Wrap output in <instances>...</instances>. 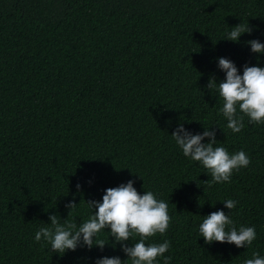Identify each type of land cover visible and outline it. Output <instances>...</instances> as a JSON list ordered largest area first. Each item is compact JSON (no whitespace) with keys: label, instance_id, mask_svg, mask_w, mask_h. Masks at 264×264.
I'll return each mask as SVG.
<instances>
[{"label":"trees","instance_id":"obj_1","mask_svg":"<svg viewBox=\"0 0 264 264\" xmlns=\"http://www.w3.org/2000/svg\"><path fill=\"white\" fill-rule=\"evenodd\" d=\"M240 23L251 34L226 40ZM253 39L264 43V0H0V264H131L107 229L103 249L63 254L35 240L50 215L79 226L94 211L87 201L129 180L168 203L169 228L145 243L170 241L169 264L264 257V123L245 115L233 133L207 88L225 78L217 58L240 74L264 67V53L246 44ZM181 123L193 134L212 127L216 146L243 150L249 166L208 187L209 171L171 136ZM218 210L237 228L255 227L251 245L205 243L199 226Z\"/></svg>","mask_w":264,"mask_h":264},{"label":"clouds","instance_id":"obj_2","mask_svg":"<svg viewBox=\"0 0 264 264\" xmlns=\"http://www.w3.org/2000/svg\"><path fill=\"white\" fill-rule=\"evenodd\" d=\"M253 29L248 23H240L227 34L226 40L239 42L242 34H251ZM250 45L251 52L264 53V43L257 39L246 42ZM218 67L225 73V78L220 82L210 78L207 84L208 90H215L223 100L220 113L227 119V128L233 133H239L243 127V117L246 115L253 124L264 123V67L243 66L240 74L235 63L228 58L220 57ZM237 109L243 115H238ZM176 144L182 150L185 157L199 162L206 168L211 179L205 181L208 187L223 182H231L234 170L248 167L251 160L243 151L229 154L223 146H216V133L210 128H204L201 133L193 134L186 130L181 123L171 134ZM205 138H207L206 143ZM134 181L129 180L115 188H108L101 201H87L93 214L82 224L65 221L61 224L55 214L49 216L50 227H41L35 233L37 242L41 239L51 245L56 253H65L68 250L75 251L78 246H86L88 249L96 246L103 249L104 240L98 239L101 230H109L114 241L121 245L122 251L131 260V264H154L158 257L163 259V264H169L170 257L164 254L170 247V241L156 244L145 243L146 240L157 233L165 234L170 224L168 203L158 200L151 191L141 195L133 186ZM80 188V185H77ZM227 209H234L237 201L227 199L222 202ZM76 206L74 201H69L65 207L70 210ZM199 226V232L206 244L212 242L234 244L237 248L251 245L256 239L255 227L240 226L237 228L223 210L212 212L204 216ZM133 234L139 236L138 242L128 246ZM115 247V244H113ZM96 264H125L118 256L102 257ZM243 264H264V257L259 253H253L252 258L246 259Z\"/></svg>","mask_w":264,"mask_h":264}]
</instances>
